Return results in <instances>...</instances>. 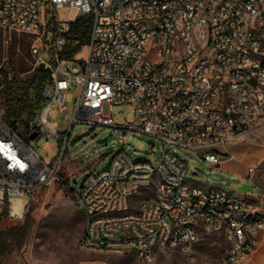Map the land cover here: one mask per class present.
Here are the masks:
<instances>
[{
	"label": "built area",
	"instance_id": "built-area-1",
	"mask_svg": "<svg viewBox=\"0 0 264 264\" xmlns=\"http://www.w3.org/2000/svg\"><path fill=\"white\" fill-rule=\"evenodd\" d=\"M64 7L92 17L88 45L70 59L61 56L75 20L49 14ZM1 32L31 37L35 67L43 64L51 80L37 117L22 135L14 132L1 107L11 73L0 53V212L61 180L65 148L52 162L33 144L40 137L68 141L51 120L68 110L75 91L71 128H112L119 143L129 133L163 142L155 163L122 150L71 190L85 217L83 251L153 264L190 255L205 231L224 236L225 263L251 257L264 230L256 198L188 185L189 165L177 152L202 153L218 167L234 157L210 148L264 126V0H0ZM121 106L133 120L116 121ZM44 151L52 152L48 141ZM255 171L250 167L249 177Z\"/></svg>",
	"mask_w": 264,
	"mask_h": 264
},
{
	"label": "rangeland",
	"instance_id": "rangeland-1",
	"mask_svg": "<svg viewBox=\"0 0 264 264\" xmlns=\"http://www.w3.org/2000/svg\"><path fill=\"white\" fill-rule=\"evenodd\" d=\"M49 14L56 15L61 21H77L81 18L76 9L69 7L51 11ZM32 43L31 37L25 34L0 33V53L6 72L16 73L23 78L32 74L36 69L35 60L31 55ZM83 55H87L86 50ZM76 98L74 91L73 100L67 104L68 110L60 112L57 118L51 120L53 124H57L58 131L68 137V141L52 137H40L34 141L33 148L38 154L52 162L59 160V155L65 148L61 160V180L36 192L31 198H14L26 204L20 218L12 214L10 202L8 224L22 223L30 208L33 209L35 224L27 246L8 264H79L83 260L94 259H106L112 264H140L132 254L120 256L92 253L80 248V240L85 230V217L81 208L75 205L74 192L71 190H78L89 174L107 169L114 156L122 150L134 160L155 163L163 152V142L152 135L129 133L127 141L119 143L112 128L96 129L86 124H76L71 128ZM115 114L119 123L134 118V114L125 106L116 107ZM47 141L52 146V152L44 151ZM154 148L159 150L157 158L153 153ZM210 150L229 154L234 159L212 167L203 161L202 153L178 149L177 155L189 165L188 185L215 186L241 194L251 193L254 196L262 194V188L254 182L264 184V126L238 136L227 147H213ZM250 167H256L252 179L249 178ZM241 186L247 188L239 190ZM226 247L225 238L221 233L201 231L199 242L190 255L160 257L153 264H222ZM92 264H103V261L97 260Z\"/></svg>",
	"mask_w": 264,
	"mask_h": 264
},
{
	"label": "trees",
	"instance_id": "trees-1",
	"mask_svg": "<svg viewBox=\"0 0 264 264\" xmlns=\"http://www.w3.org/2000/svg\"><path fill=\"white\" fill-rule=\"evenodd\" d=\"M92 17L83 16L71 24V32L62 52V59H70L79 54L90 41ZM6 74V86L1 96L4 119L9 127L22 135L37 117L43 106L42 92L51 80L48 72L34 69L23 78L16 73ZM33 209H29L22 223L8 224L9 203L0 212V264H8L18 257L27 246L34 226ZM18 264H22L19 263ZM112 264V263H111Z\"/></svg>",
	"mask_w": 264,
	"mask_h": 264
},
{
	"label": "crops",
	"instance_id": "crops-1",
	"mask_svg": "<svg viewBox=\"0 0 264 264\" xmlns=\"http://www.w3.org/2000/svg\"><path fill=\"white\" fill-rule=\"evenodd\" d=\"M249 178H251L252 179V177H249ZM253 181V180H252ZM254 182V181H253ZM255 184H257L258 186H260L261 188H262V190H263V192H262V194L261 195H259V196H254L253 194H251V195H253L255 198H256V200H257V202H258V204H259V207H260V210H261V212H262V214L264 215V184L263 185H259L257 182H254ZM241 187H243V186H241ZM18 203H23V202H21L19 199H13L12 201H11V204H12V206L13 205H16V204H18ZM24 204V203H23ZM26 204H24V206H25ZM13 208V207H12ZM11 208V209H12ZM24 211V210H23ZM21 217H22V215H21ZM18 218H20V217H18ZM97 260H101V261H103V264H111V262L110 261H108V260H106V259H94V260H83V261H81L79 264H87V263H90V264H92V263H94V261H97ZM222 264H227V263H225L224 261H223V259H222ZM243 264H264V230L260 233V235H259V246H258V248H257V250L251 255V257L245 262V263H243Z\"/></svg>",
	"mask_w": 264,
	"mask_h": 264
},
{
	"label": "bare ground",
	"instance_id": "bare-ground-1",
	"mask_svg": "<svg viewBox=\"0 0 264 264\" xmlns=\"http://www.w3.org/2000/svg\"><path fill=\"white\" fill-rule=\"evenodd\" d=\"M12 214L14 216L17 217H21V215L23 214V210H24V204L23 203H18L16 205L12 206Z\"/></svg>",
	"mask_w": 264,
	"mask_h": 264
},
{
	"label": "water",
	"instance_id": "water-1",
	"mask_svg": "<svg viewBox=\"0 0 264 264\" xmlns=\"http://www.w3.org/2000/svg\"><path fill=\"white\" fill-rule=\"evenodd\" d=\"M38 69L50 73V71L47 70V69L44 67L43 64H41V65L38 67ZM37 136H38L37 133L33 134V135H32V139H36ZM74 182H76V181H74ZM80 188H83V185H82V184L80 185ZM245 188H247V186L240 187L239 190H243V189H245Z\"/></svg>",
	"mask_w": 264,
	"mask_h": 264
}]
</instances>
